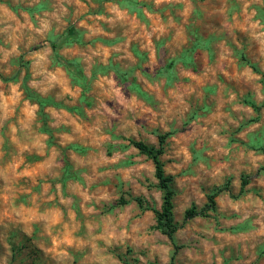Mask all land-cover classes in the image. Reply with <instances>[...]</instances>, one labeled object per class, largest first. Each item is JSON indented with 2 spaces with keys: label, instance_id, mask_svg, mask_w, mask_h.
I'll list each match as a JSON object with an SVG mask.
<instances>
[{
  "label": "rangeland",
  "instance_id": "1",
  "mask_svg": "<svg viewBox=\"0 0 264 264\" xmlns=\"http://www.w3.org/2000/svg\"><path fill=\"white\" fill-rule=\"evenodd\" d=\"M162 135L174 263L264 264V0H0V264H171Z\"/></svg>",
  "mask_w": 264,
  "mask_h": 264
},
{
  "label": "trees",
  "instance_id": "2",
  "mask_svg": "<svg viewBox=\"0 0 264 264\" xmlns=\"http://www.w3.org/2000/svg\"><path fill=\"white\" fill-rule=\"evenodd\" d=\"M51 45L54 47L55 43L52 42ZM251 106L256 110L259 108L254 102H250ZM165 137L162 135L159 139V146L156 148L154 146H150L145 144L140 140L130 139L129 142L136 147L141 153L146 154L154 164V175L157 179V186L162 191V202L160 209H153L156 216V228L159 229L163 234H165L168 239L173 244L174 250L170 256V263H174V255L177 249V246L174 242V233L177 230L178 226L173 221L172 215V191L170 189V181L171 177L165 174L163 168V162L160 159V155L163 152V142ZM247 183L246 179H242V188ZM221 191V189H217L211 194L207 196L208 205L206 208L201 209L200 211L195 210V207L186 210V218H191L196 215H204L206 216L207 209H213L214 207V197ZM136 201L141 204L142 200L137 198ZM127 201L122 200V203H126Z\"/></svg>",
  "mask_w": 264,
  "mask_h": 264
}]
</instances>
